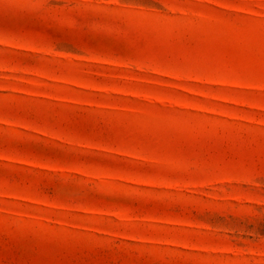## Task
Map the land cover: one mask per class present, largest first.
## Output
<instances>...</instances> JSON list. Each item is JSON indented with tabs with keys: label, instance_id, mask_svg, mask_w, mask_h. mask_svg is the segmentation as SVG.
<instances>
[{
	"label": "rangeland",
	"instance_id": "374dc122",
	"mask_svg": "<svg viewBox=\"0 0 264 264\" xmlns=\"http://www.w3.org/2000/svg\"><path fill=\"white\" fill-rule=\"evenodd\" d=\"M0 264H264V0H0Z\"/></svg>",
	"mask_w": 264,
	"mask_h": 264
}]
</instances>
